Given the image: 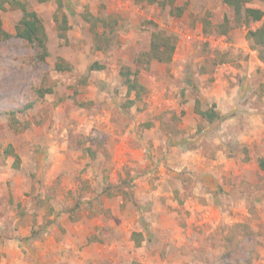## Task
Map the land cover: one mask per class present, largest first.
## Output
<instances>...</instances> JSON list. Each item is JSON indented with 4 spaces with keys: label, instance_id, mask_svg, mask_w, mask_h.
Here are the masks:
<instances>
[{
    "label": "rangeland",
    "instance_id": "obj_1",
    "mask_svg": "<svg viewBox=\"0 0 264 264\" xmlns=\"http://www.w3.org/2000/svg\"><path fill=\"white\" fill-rule=\"evenodd\" d=\"M20 1L42 19L49 55L39 63L23 40L0 42V264L15 249L21 264H264V153L233 133L239 113L264 120V60L246 37L260 23L237 24L222 0H175L179 16L147 0ZM4 6L14 34L22 14ZM247 7L264 23V0ZM84 12L117 19V48L93 49ZM55 15L67 18L64 38ZM225 20L233 28L219 34ZM155 31L175 49L145 65ZM123 65L139 71V99ZM229 77L234 118L208 123L195 107L217 111L212 93ZM9 144L18 169L2 153Z\"/></svg>",
    "mask_w": 264,
    "mask_h": 264
},
{
    "label": "trees",
    "instance_id": "obj_2",
    "mask_svg": "<svg viewBox=\"0 0 264 264\" xmlns=\"http://www.w3.org/2000/svg\"><path fill=\"white\" fill-rule=\"evenodd\" d=\"M39 2H45L48 0H38ZM137 2L138 0H134ZM150 4L156 3L161 8L169 6L172 10L177 11V16L181 15L182 9L176 8L175 0H147ZM223 4L228 7L234 14V20L237 24H257L260 25L255 29H249L246 33L247 39L252 43L253 49H257L259 58L264 60V23L261 22L263 12L261 9L247 7L249 0H222ZM5 4L9 5L11 8L18 9L21 12V17L19 21L14 26V34L7 32L2 26V20L0 17V42L6 41L10 38L16 37L23 40L26 44L31 47L36 48L35 60L42 63L48 57L47 49V34L42 22L37 12L33 7L26 1L20 0H0V10H5ZM58 10H60V3H58ZM171 10V11H172ZM82 19L90 25V31L93 36V49L99 52H108L119 46L120 42L118 40V33L116 31L117 19L112 16H107L105 18H94L87 12L82 14ZM61 35L63 38L66 36L65 32L68 30L67 18L62 15V20L59 21L57 15L54 17ZM230 22L225 20V22L217 26V31L219 34H227ZM176 39L171 36L166 35L162 31H155L151 34L149 48L142 54L144 57L145 65H148L150 61L156 60L158 62L169 63L172 59V55L175 49ZM138 63V60H137ZM104 67L94 63L89 67V70H102ZM54 71L56 72H66L70 71L72 68L70 65L63 62H56L54 64ZM119 75L123 79V84L127 89V94L134 93L135 99H139L145 92L144 86L140 83V74L137 69H132L128 66H121L119 70ZM37 95L43 97L45 94L51 93L49 89H37ZM129 105L134 103V101L128 100ZM195 113L199 115L200 118L207 121L208 123H213L218 121L222 117L215 110V106L212 105L206 110H201L195 107ZM7 119L11 126H15L16 123H21L16 117V112L8 111L5 113ZM21 125H23L21 123ZM1 147V145H0ZM2 153L5 157L13 158V168L18 169L20 166V158L15 153L12 145H7L3 148ZM94 156L93 152H90ZM258 164L262 170H264V159H259Z\"/></svg>",
    "mask_w": 264,
    "mask_h": 264
},
{
    "label": "crops",
    "instance_id": "obj_3",
    "mask_svg": "<svg viewBox=\"0 0 264 264\" xmlns=\"http://www.w3.org/2000/svg\"><path fill=\"white\" fill-rule=\"evenodd\" d=\"M9 33H11V32H9ZM217 82H218V80H217ZM233 82H235V80H233L231 77L223 78L220 81V84H221L220 88L217 91H215L214 93H212V95H214V98H215L214 103H217V111H219L221 116L225 115L224 119H229V121H230V119L233 120L234 117L231 115H227V114L231 113L233 115V111L237 107V105L235 104L233 99L235 100L234 97L236 95V91L238 90V88L233 87V89H232L233 91L237 89L235 91V93H233V91L228 88L229 86H232ZM236 97L238 98V96H236ZM216 99H218V100H216ZM191 100H189V102H188L187 111L193 112L195 100H193V99H191ZM219 100H220V102H219ZM262 110L264 112V108ZM239 114L240 115L238 116V120H237V132H233L234 134L237 135V136H235L236 137L235 139L240 141V143L243 142V144H245V145L251 144L253 142L254 145H257V147L258 146L260 147L259 149L257 148L255 150V152L260 151V152L264 153V140H263L264 139V120L263 119L259 120L258 115L253 116L247 112H242ZM229 121H228V123H230ZM233 123L235 124V122H233ZM240 137L242 140H240ZM262 155L263 156H260V157L256 156V159L258 160L259 158L264 157V154H262ZM261 159H264V158H261ZM215 176L217 177L218 175H215ZM8 258H9V263H12V264H21L22 259H23L21 253L16 252V249H15V251L9 252ZM6 261L7 260H4L3 263L5 264Z\"/></svg>",
    "mask_w": 264,
    "mask_h": 264
}]
</instances>
